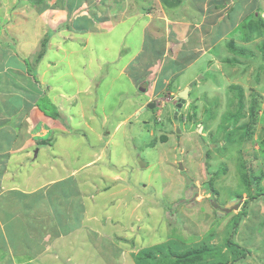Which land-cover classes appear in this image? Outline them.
Listing matches in <instances>:
<instances>
[{
  "label": "rangeland",
  "instance_id": "obj_1",
  "mask_svg": "<svg viewBox=\"0 0 264 264\" xmlns=\"http://www.w3.org/2000/svg\"><path fill=\"white\" fill-rule=\"evenodd\" d=\"M141 1L140 18L134 19L136 16L129 9L124 19L120 13L113 15L116 8H121L120 4L114 7L117 0H0V30H3L0 74L5 73L6 67L16 72L12 73L13 83L0 80V127L7 128L8 122L15 124L6 116L7 105L15 92L26 89L29 96L38 94L36 84L27 86L25 76L29 75L24 73L23 66L35 73L38 82L40 74L35 63L48 49L55 46L56 51L62 52L58 55L65 59L62 66H52L50 60L51 77L47 83L56 79L58 85L51 83V89L55 90L51 94L59 97L55 99L56 104L62 101L60 98L66 103L65 106L64 102L60 104L67 116L69 114L63 120L71 124L68 130L62 126L63 137L52 136L51 141L40 136L41 140L36 138L29 144L32 135L28 132L7 134L23 145L21 154L29 152L35 156L31 159L29 155L22 167L23 174L32 177L25 183L29 187L32 183L41 185L47 182L42 170H54L48 174L53 176L56 172L79 167L92 152L95 160L87 169L80 168L82 173L79 174L85 177L79 182L93 184L94 194L101 192V199L96 197L97 204L86 201V208L100 220L103 216L110 217L111 230L98 234L94 246H85L86 251L78 252L82 264H233L232 261L241 256L242 249H250V256L237 264H264V197L249 201L257 193H264V33L253 37L251 18L240 19L243 14L252 19L254 16L264 19L259 13L263 11L259 7L264 5V0H244L236 20L226 9L227 17L221 20L223 31L232 24L239 28V37L231 27L230 35H225L221 42L218 40L219 31H222L218 23L221 14L216 13L213 5L203 4L202 11L207 14L194 5L199 16L197 24H205L206 33L202 34L198 27H189L179 8L171 11L164 3L152 5L148 3L152 0ZM137 4L134 2L136 8ZM125 5L128 7V4L122 7ZM73 13L85 16L77 28L72 20ZM189 16H193V12ZM132 19L136 25H141L146 43L163 39L160 40L164 44L161 55L177 57L175 62L179 66L181 59L190 60L186 61L189 67L181 76H174L164 90L161 88L165 82L157 77L164 56L160 59L157 56L152 69L142 67L137 73L141 76L139 87L128 82L130 71L133 73L136 69L129 67L133 61L137 64L138 57L133 60L129 47L123 46L125 37L119 42L123 31L126 33L133 25L128 23ZM122 23L124 29L119 30L118 25L121 27ZM214 23L213 31L210 25ZM87 27L91 28L89 37L86 34L81 38L76 31H67ZM182 28L183 37H188L190 44L182 50L180 47V50L171 51L167 39L173 44L177 31ZM183 37L179 38L181 44L185 42ZM127 42L126 38V45ZM142 45L147 49L149 44ZM11 52L13 55L7 57ZM149 54L153 53L146 52L142 57L148 58ZM89 59L93 60L92 66ZM176 72V75L181 74ZM78 77L85 81L88 77L92 79L85 94ZM141 84L146 85L145 91L153 86L147 96L142 93ZM189 85L188 98L177 108L178 94ZM65 94L71 95L70 98ZM142 95L145 102L155 103V108L127 119L133 105L139 103L138 96ZM46 97L50 99L49 95ZM37 103V107L42 104L46 108L47 114L51 111L42 97ZM28 107L16 111V120L23 119L22 114L27 113ZM12 111L10 109V113ZM29 114L26 122L34 119ZM174 116H177V123ZM55 131L58 132L59 127ZM3 134L6 133L0 131V137H4ZM43 141L49 145L44 147V154L37 157L40 149L37 144ZM4 150L5 145H0V153ZM177 150L181 154L183 171L178 169ZM38 160L41 163H36ZM24 179L22 175L17 181ZM105 188L110 193H103ZM232 199L237 202H233L228 211H222ZM243 201H248L247 205ZM216 205L218 208L214 207ZM243 208L245 215L233 232L234 218ZM219 210L222 214L217 213ZM78 214V211L73 212V215ZM59 217L57 212L55 218ZM89 225L100 226L101 223L91 219ZM229 237L240 249L227 245Z\"/></svg>",
  "mask_w": 264,
  "mask_h": 264
},
{
  "label": "crops",
  "instance_id": "obj_2",
  "mask_svg": "<svg viewBox=\"0 0 264 264\" xmlns=\"http://www.w3.org/2000/svg\"><path fill=\"white\" fill-rule=\"evenodd\" d=\"M233 1L234 0H227V2L226 0H162V1L152 0V1H148V3H151V4L155 3L156 5V4H159L158 2H160L162 5L165 4V5L170 6L169 9L171 11L172 10L176 11L179 8L178 11H181L183 13V17L186 16L185 19L188 20L187 23L189 27L192 29L193 27H198L199 33L201 32L202 34L205 32L203 30V27L205 24L201 22L199 23V25L197 24L196 19L199 16H197L196 14L197 12L196 8L197 9L199 8L202 11L203 10L202 6L204 3L213 5L212 8L216 9L215 10L216 13L221 14L219 18V22H218L219 26L222 27V31H219V34H218V38H219L218 40L221 42L225 35L227 34L230 35V32L228 31L230 30L231 27L233 28V30H235L234 32H236V35L239 37V32H238L239 28L233 27V25L230 24V26L226 27L225 30L223 31L224 29L222 26L223 21H221V20H224L225 16L227 15L226 9L230 10L228 12L229 14L232 13L231 18L233 20H236L239 14H241L242 5H243L242 2L244 0H235L234 2ZM134 2H138L136 6L139 9L135 7ZM141 3H142L141 0L140 1L139 0H127V2L126 0H117V4H115L114 7L120 4L121 8H116L117 12H114L113 15L115 14L118 15V13H120L121 15L120 17H124L125 19V16H123V15H126L125 11H128L129 9H131L132 10L131 13L134 12V15L136 16L134 17V19H138L140 18L141 12H143V7H141ZM124 4H128V7L126 5L122 7ZM198 4H200L199 7H198ZM194 5H197L196 8ZM114 7H112V9ZM152 8H155V7H152ZM259 8L263 9V11L259 12L261 14L260 16H264V5ZM191 12H193V16L190 17L189 15ZM202 12L204 14H207L206 11H202ZM209 12H212V11H209ZM187 15L189 16V19L187 18ZM82 17L83 15L78 16L76 13L72 14V20H74L76 23L74 24V27L76 28L78 27L80 20H82L81 19ZM249 17L250 15L247 16L246 14H243L240 19H243L242 21H244ZM22 18L23 16H21V19ZM83 19L85 20V16L83 17ZM129 22H132L133 25L131 26V28L130 27L127 28V31H125L126 33H124L123 31V35L120 37L121 39L119 42L120 44L122 42L121 40L125 37L123 46L127 48L129 47L130 54L132 53V55H134L133 60H135V58L138 57L137 64L135 65L134 63L135 61H133L132 66L129 67V68H136V69H133V73L132 71H130L129 73L130 78H128L127 76L128 82L134 85L135 88H137L139 82H141L140 73L138 75L137 73L142 69V67L148 68V70L152 69L151 65L155 64V62L153 61L157 59V56H159V59L161 56L162 57L164 56L165 57L164 64H161L162 70L159 73L160 75L158 74L157 76L161 78L162 82H165L163 83L162 88H161L162 90H164L166 88L165 86L166 85L168 86L169 83H171L174 80L173 79L174 76H177V77L181 76L182 72H184V69L189 67V65L186 64V61L190 62V60H188L187 58L181 59L182 64L179 66L176 64L177 62H175L177 57L176 59H173V58H170L169 56L166 57V54L161 55V52L163 51L162 48H164V44L161 43L163 39H159L157 43L154 40H152L154 42L152 41L147 42L149 45L147 46L148 48L145 49L142 44H144L145 46V44L147 43L145 40L144 32H143V35H141L142 34L141 25H136V22H134L133 19L129 20L128 23ZM21 26L23 27L22 23H21ZM124 26L125 25H123V23L121 27L120 25H118L119 30L120 28H123ZM172 26L173 25H170L169 29H172L171 28ZM215 26H216V23L210 25V28H212L214 31ZM76 28H71L69 30L67 29V31H70V32L76 31V34L79 33L81 35V38H84V35L86 34L88 35L87 37L91 36L90 27L84 28L83 30H79ZM5 30L8 33V29L6 28ZM181 30L177 31L176 33L177 39L173 44L171 43L172 42L171 40L167 39V42L170 43L169 46H170L171 51H173V49L175 50L177 48L179 49L180 47L182 50V48L190 44V39L188 37L186 38L183 37V31H184L183 28ZM233 30L231 32H233ZM2 33H3V30H0V39H3ZM109 34H112V33H109ZM214 35L217 36L216 34ZM181 36L184 38L183 40L185 41L182 44L179 42V38H181ZM126 38L128 39V42H127L128 45H126ZM140 41H142L141 44H140ZM142 47L144 49L142 50L143 52L140 53ZM84 48L87 51V48L85 46ZM104 48H109V47L107 45ZM58 52L62 53L60 51H56L55 46H53L52 49L51 48L48 49L46 53H44L43 57L40 60H38L37 63H35L38 74H40L39 75L40 79H38L39 81L35 83L32 76H28V77L25 76V78H27V86H29V84L31 83L36 84L37 90H39L38 94L37 92H35V94L33 93V94H30L29 96L28 92H26V89H24V92H20V93L15 92V94H13V97H11V101L9 100V104L7 105V110H6V113H7L6 116L8 117L10 121H13L15 124L12 125L11 122H8L6 124L7 128H4L2 126L0 127V131L2 133H6V134H3L4 137H0V145H5V150L2 151V153H0L1 154L0 155V167H1L0 169V264H52V262H55V264H82V260L80 256L78 258V252L86 251L84 248L85 246H94V243L97 241L96 237L98 236V234L100 233L102 234L103 232H110L111 230L110 229L111 225L108 222L110 217L106 218L105 216H103L102 219L100 220L98 216L90 214L89 211L87 210L88 208H86L87 207L86 201L92 200V202L97 204L96 197L98 196L99 198V194L101 192L94 194L95 189H93V184H89L86 181L81 182V184L79 182L82 178L85 177L84 175L82 176L80 175L82 173L80 171V168L82 169L86 168L88 165L94 162L93 160H95L94 158L92 159V152H90L91 155L86 159L87 161L79 167L71 168V169L68 168L66 169V171L64 170L63 172L61 171L56 172L55 175L53 176L48 175V174L50 172H55L54 170L50 169L48 170V172H46V170L45 171L42 170L43 171L42 177L43 179H46L47 182L46 181L44 183L41 182L42 183L41 185L32 183L29 187L25 182L26 181L29 182V178H32V177H28V175L23 174L24 169H22V167L26 165L25 160L26 158H28L30 154L29 152L26 154H21L20 148L23 145L20 146V144H18L15 141L14 137L11 139V137L7 135L9 134L10 131L11 132H14V131L15 132H18V131L28 132L32 135L30 136L31 138H29V141H28L29 143L30 140H34L36 138H37L36 140L39 141L41 140L40 139L41 137L44 139L48 137L49 138L48 140H51V141L53 140L54 137H56L57 139L62 138L63 135L61 131H64V130H61L62 126H65L66 127L65 130H68V125L71 123L70 121L63 120V117H67V118L69 117V114L67 116L66 109L63 108V106L66 105L65 100H63V98H60L62 101L60 103L58 101L59 104L58 103L56 104L55 99H58L59 97L53 96L51 94L52 91H55V90H52L53 88L51 89V86H52L51 83H56V85H58V83L55 79L50 84H47L49 83L48 80L51 77L50 70L52 69V67H51L50 60L52 59V64H53L52 66H54V64L55 65L59 64L60 66H62L61 62L65 63L64 61L65 59L61 58L58 55ZM146 52L153 53V54L152 55L149 54L148 58H143L142 54H145ZM10 54H12V52L8 53L7 57H9ZM187 57L189 58V56ZM55 58H57L58 60H55ZM59 58L61 59L59 60ZM91 59H89L88 61V63L91 64L90 66L93 65V60ZM119 62H121L120 65H123V62L121 60H119ZM21 64L23 66V63ZM191 65L192 64L190 63V66ZM7 66L11 67V65L9 64ZM124 67H126V64ZM5 70H6L4 73L5 75L3 73L0 74V80L2 81L5 79L4 81L6 82V84L13 83V78H14L13 74L16 73L15 69L9 70V68L6 67ZM23 70H24V73L28 75L27 68L23 66ZM176 71H178L179 73L181 72V74L176 75L177 73ZM91 73H93V71H91ZM95 73L98 74L99 71ZM87 75H89L88 72H87ZM124 75H125V72H124ZM78 80L81 81L80 86H82V89H84L83 91L84 94L87 93V91L91 87L90 84H92V79L88 77L87 81H85L84 78L82 79L83 81L81 80V78L77 79V81ZM24 83H25V79H24ZM13 87L14 86H12V88ZM141 87H142V84H141ZM145 88H146V85H145ZM145 88L143 89L142 93L143 94L145 93V95L147 96L149 94L150 89H153V86L152 88L149 87L148 89H146V91H145ZM77 91L75 92L77 93ZM75 92H73L72 96L74 95ZM47 95H49L51 102L59 110L60 115L56 119L51 117V115L46 114L45 109H42L40 107L41 105L37 107L38 105L37 101L41 97L43 98L44 96H47ZM65 95L66 97L71 96L68 94H65ZM137 99L139 100V103L136 105L132 104L134 108L131 114L127 115V119L129 117H132L133 115L135 116L140 115L141 112H144L147 110L145 109L146 105L151 103L149 100L145 102L143 95L138 96ZM27 100L29 104L24 102ZM62 102H64L63 106L60 105ZM66 102L68 103L69 100H66ZM24 106L26 107L29 106L27 109V113L22 114L23 119L19 118L18 120H16V117H17L16 111H19V112L22 111ZM10 109L11 111L13 110L11 113H10ZM68 109L70 112L71 106L67 108V110ZM28 114L34 117V119H32V122H30L31 120H28V122H26L25 119L28 117ZM64 122H65V125H64ZM52 127H54L55 130H58V127H59V131L56 132L55 130H52ZM118 128H116V130ZM40 131L43 134H41ZM113 137H114V140H116L115 135H113ZM44 143L37 144L40 146V147L38 146L40 149H38V151L36 150L37 157L38 155L40 156L41 154L43 155L44 150L46 149L44 147H48L49 145V144L46 145ZM29 144H28V147L30 150ZM41 144L43 145V148H41ZM50 147H52V144ZM32 158L35 159V156H33V154L31 156V159ZM99 158L97 157L96 159H99ZM61 159L63 160V158ZM37 162L41 163L39 162V160L36 161V163ZM62 162L65 163L64 161ZM22 175L25 177V179L22 182H18L17 181L18 177ZM55 177H58V178H55ZM89 178H90L89 180H92L93 177L89 176ZM42 186H47V187L42 189L43 188ZM54 187H56L55 191L53 190ZM108 191H109L108 188H105L104 190H102L103 193L104 192L110 193ZM112 196L113 195H111V197ZM100 199L101 198H99V200ZM112 205H114L113 201H112ZM74 211H78L80 214L73 215ZM57 212L60 215L59 218H55V216L57 215ZM91 219L99 220L101 225L100 226L89 225ZM99 236L101 237V235Z\"/></svg>",
  "mask_w": 264,
  "mask_h": 264
},
{
  "label": "trees",
  "instance_id": "obj_3",
  "mask_svg": "<svg viewBox=\"0 0 264 264\" xmlns=\"http://www.w3.org/2000/svg\"><path fill=\"white\" fill-rule=\"evenodd\" d=\"M250 18H251V20L249 21L250 24H253V25H254V29H253V31H252V32H253V33H252V36H253V37H256V36H258L259 34H263V33H264V19H261V18L256 17V16H254L253 19H252V17L250 16L248 19H250ZM257 20H259V22H257ZM258 28H259V29H258ZM27 74H28L29 76H33V80H35V82H37V79H36L34 73H31V70H30L29 68H27ZM43 99H45L46 102H48V105H47V106L51 109V111L48 112V114L51 115V117H53L54 119L58 118L60 114H59V111H58L57 107H56V106L51 102V100H50L49 98H47L46 96H44V97L42 98V100H43ZM40 105H41L40 107H43L42 104H40ZM45 106H46V105H45ZM42 109H45V113L47 114V112H46V108L43 107ZM43 143H44V141H43ZM255 196H256V197H251V198L249 199V201H250V200H255L257 197H261V196L264 197V193H257ZM245 203H246V205H247L248 201H246V202L243 201V204H245ZM243 204H242V206H243ZM246 205H245V206H246ZM244 208H245V207H244ZM244 208L241 209L240 214L237 215V216L234 218V224H233V228H232L233 232H236L239 221L241 220L242 216L245 215V213H244ZM226 243H227V245H228L229 247H233V248H236V249H240L239 246L233 241L232 237L227 238V239H226ZM250 252H251L250 249H242V254H241V256H239V257H237L236 259H234V260L232 261V263H233V264H237V263L241 262L243 259L248 258V257L250 256Z\"/></svg>",
  "mask_w": 264,
  "mask_h": 264
},
{
  "label": "water",
  "instance_id": "obj_4",
  "mask_svg": "<svg viewBox=\"0 0 264 264\" xmlns=\"http://www.w3.org/2000/svg\"><path fill=\"white\" fill-rule=\"evenodd\" d=\"M190 87L191 85H189V87L185 88L183 91H181L179 94H178V97L180 99V102L177 103V108H180L182 106L183 103H185V100L188 98V92L190 90ZM145 88V85H142V87L140 88L142 91L143 89ZM155 103H149L146 105L145 109H149V110H153L155 108ZM174 120H176V123H177V116H174L173 118ZM177 133H179V130L177 129ZM176 154H177V164H178V169L179 171H183V166H182V161H181V154L179 153V150L176 151ZM183 176L186 178L187 180V184L190 183V181L187 179V177L183 174ZM236 200H231V203L226 205L225 207H223L221 210L226 212L230 209V205L233 204V202H235ZM237 202V201H236ZM214 207H217L214 206ZM237 205H234L233 208L236 209ZM218 208V207H217ZM221 210L217 211V213H221Z\"/></svg>",
  "mask_w": 264,
  "mask_h": 264
}]
</instances>
